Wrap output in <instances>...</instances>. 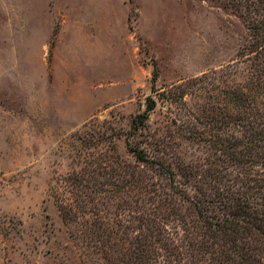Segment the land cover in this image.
<instances>
[{"label":"rangeland","instance_id":"rangeland-1","mask_svg":"<svg viewBox=\"0 0 264 264\" xmlns=\"http://www.w3.org/2000/svg\"><path fill=\"white\" fill-rule=\"evenodd\" d=\"M247 10L231 0H0V264H89L59 203L79 199L68 187L89 164L107 162L95 184L116 190L120 159L135 165L128 144L190 194L222 169L208 94L192 84L179 97V87L240 60ZM149 98L156 108L135 132Z\"/></svg>","mask_w":264,"mask_h":264},{"label":"trees","instance_id":"trees-1","mask_svg":"<svg viewBox=\"0 0 264 264\" xmlns=\"http://www.w3.org/2000/svg\"><path fill=\"white\" fill-rule=\"evenodd\" d=\"M231 2L248 9L249 46L236 63L179 87V97L192 84L208 94L204 108L218 132L215 148L227 156L219 159L224 166L200 175L202 185L190 194L144 148L128 144L135 165L129 172L120 159L111 174L116 190L95 184L97 173L109 174L107 162L89 164L95 168L68 187L83 196L59 203L89 264H264V0ZM155 108L149 98L135 132Z\"/></svg>","mask_w":264,"mask_h":264}]
</instances>
